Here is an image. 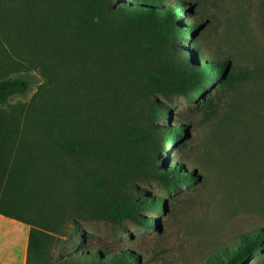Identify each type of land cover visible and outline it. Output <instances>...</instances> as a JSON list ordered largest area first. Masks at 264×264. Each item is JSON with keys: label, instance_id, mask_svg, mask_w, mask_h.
Listing matches in <instances>:
<instances>
[{"label": "rangeland", "instance_id": "1", "mask_svg": "<svg viewBox=\"0 0 264 264\" xmlns=\"http://www.w3.org/2000/svg\"><path fill=\"white\" fill-rule=\"evenodd\" d=\"M158 1L180 8L171 27L177 33L166 44L164 30L135 26L140 34L127 41L134 51L128 56L115 35L88 32L76 18L92 10L95 20L109 22L112 10H129L132 0H0V79L29 83L25 94L0 105V211L42 224L28 264H89L90 252L108 258L123 251L134 264H203L264 229V0ZM121 19L132 29L131 20ZM191 25L193 37L184 31ZM110 52L115 65L105 58ZM218 61L229 62L228 73L239 77L231 88L177 87L182 73ZM127 70L132 90L142 72L159 70L163 77L160 92L135 108L136 126L158 138L143 144L147 166L157 175L174 165L194 173L191 183L170 191L161 176L136 183L134 199H165L162 211L137 212L140 222L157 221L150 229L112 220L105 210L110 201L89 205L86 168L68 150L88 99L95 108ZM151 100L157 119L147 114ZM179 126L185 130L173 147L165 137ZM24 228L0 225L1 233L17 236ZM245 264H264V248Z\"/></svg>", "mask_w": 264, "mask_h": 264}, {"label": "trees", "instance_id": "2", "mask_svg": "<svg viewBox=\"0 0 264 264\" xmlns=\"http://www.w3.org/2000/svg\"><path fill=\"white\" fill-rule=\"evenodd\" d=\"M134 3L131 9L116 7L112 10L106 20H95L97 13L92 10L90 14L81 13L76 21L86 31L97 32L102 29L104 34L115 35V38L121 42L128 56L134 51L127 41H132L140 34L135 26H141L144 29L164 30L166 34V44H169L177 33V30L171 28L175 22H178L177 13L180 12L178 6L159 7L158 0H132ZM120 10H126L125 13ZM125 18L131 20L134 24L132 29L125 26ZM196 26L191 25L184 31H190L193 37V31ZM177 29V28H176ZM124 30V31H122ZM126 40V41H125ZM106 60L115 65V59L111 52ZM175 66H176V61ZM193 72L182 73L181 80L177 87L187 89L192 92H199L201 86L208 82L215 86V91H222L231 88L238 80V75L228 73L229 62L218 61L215 64L202 63L201 67L194 66ZM130 70L122 72L121 80H112L113 86H108L104 90L97 106L94 108L96 100L88 99L87 110L84 120L72 131V140L69 142L68 150L70 155L76 161H81L86 172L83 173L86 189L88 190L86 201L91 206L106 204L111 202L105 210L111 213L112 220L120 222L123 219L138 221L137 212L141 208H147L153 213L164 210L165 199L151 201L136 200L132 194L136 192V183L147 177H160V182L165 190H174L180 186V182L191 183L194 179V173H186L181 167L174 165L171 169H166L165 173L155 174L147 166V159L142 155L143 144L147 142H156L158 138L152 134L144 133L135 124L136 110L144 96H152L160 92L163 88V77L159 70L151 72H142L138 77L140 82L134 90L129 85ZM138 75V74H137ZM215 76V77H214ZM29 83L21 77L0 79V105L5 104L11 97L25 94L28 91ZM99 106V107H98ZM98 107V108H97ZM147 114L153 119L159 118L156 101L147 102ZM93 109H95L93 111ZM98 110V118H94L95 111ZM77 131H76V130ZM170 130V129H168ZM184 126H179L174 131H169V137H165L174 147L178 144L177 132H184ZM153 171V174H152ZM102 173V174H101ZM179 174V175H178ZM101 193L106 194L100 196ZM100 198L101 201H98ZM1 212V211H0ZM30 226L27 248V264L30 257L36 255L39 248L38 237L42 224L38 222H28L19 217L8 215ZM144 228H155L156 220L138 221ZM37 227V228H36ZM264 248V229L259 228L251 233L245 234L237 243L228 249L209 256L203 264H245L254 255ZM104 254L108 255L107 251ZM85 255V254H84ZM90 260L89 264H134V256L129 252L112 253L108 258H104L98 252H90L85 255Z\"/></svg>", "mask_w": 264, "mask_h": 264}, {"label": "crops", "instance_id": "3", "mask_svg": "<svg viewBox=\"0 0 264 264\" xmlns=\"http://www.w3.org/2000/svg\"><path fill=\"white\" fill-rule=\"evenodd\" d=\"M25 226L24 233H15L5 230L0 231V264H27V248L30 226L14 218L5 216L0 212V225Z\"/></svg>", "mask_w": 264, "mask_h": 264}]
</instances>
